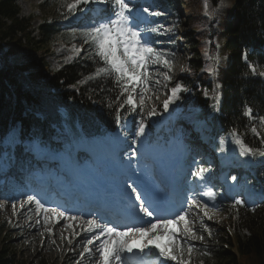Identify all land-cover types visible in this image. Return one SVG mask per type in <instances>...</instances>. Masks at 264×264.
<instances>
[{
    "label": "trees",
    "instance_id": "obj_1",
    "mask_svg": "<svg viewBox=\"0 0 264 264\" xmlns=\"http://www.w3.org/2000/svg\"><path fill=\"white\" fill-rule=\"evenodd\" d=\"M229 1L238 11L237 23L231 29L229 23L235 17L231 13L220 24L228 61L215 76L208 71L215 64V49L203 43L207 39L206 26L214 0H208L207 8L205 0L204 3L185 0L186 24L190 31L182 42L190 57L180 83L189 91L180 93L181 106L184 110L200 108L199 119L211 117L224 133L236 132L245 143L264 151V143H261L264 127H260L259 122H250L245 115V108L251 107L255 119L264 117V80L253 74L250 68L256 67L257 73L264 71V0ZM153 3L163 7L177 22L179 17L169 0H153ZM150 24L157 25L156 21ZM38 31L40 39L36 40L30 21L19 17L17 0H0V152L2 141L17 124L22 126L24 134L50 140L53 128L62 130L64 122L60 111L67 116L66 126L74 131V123L78 121L87 135H105L115 124L116 104L113 101L119 89L108 78L88 79L100 66L98 60H76L58 70L45 71L48 67L46 46L62 38L64 32L56 22H45ZM153 39L162 40L157 35ZM156 45L162 46L163 43ZM13 57H20L21 63H12ZM243 58L247 64L243 63ZM217 95L219 104L214 98ZM121 113L124 117L137 115V112L129 113L126 109H121ZM254 126L260 136L251 131ZM257 157L262 156L253 158ZM262 174L263 179L256 181L258 193H264V172ZM8 185L12 183L8 182ZM227 204L233 217L235 239L228 236L221 239L220 243L227 250L210 247V244H194L195 252L213 262L205 264H264V203L238 209H233L232 203ZM1 230L0 227V264H22L16 258L9 236H2ZM231 248H235L237 256L229 253ZM205 252L209 254L204 255Z\"/></svg>",
    "mask_w": 264,
    "mask_h": 264
},
{
    "label": "snow or ice",
    "instance_id": "obj_2",
    "mask_svg": "<svg viewBox=\"0 0 264 264\" xmlns=\"http://www.w3.org/2000/svg\"><path fill=\"white\" fill-rule=\"evenodd\" d=\"M89 3L105 5L109 11L103 18L83 30L84 43L88 44L92 50L91 57L100 63L88 79L108 78L119 89V94L113 103L116 104L115 122L117 126L123 127L122 120L125 117L121 109H126L129 113L136 112L138 109L144 112L148 101L152 100L155 92L158 91L151 85L161 83L157 77L162 76L164 81L172 80L170 73L173 61L166 50L154 46L162 41L152 38L153 35L165 34L161 31L163 26H148L146 17L140 16L141 11L151 17H160L165 13L149 11L148 7L134 12L132 0H65L69 15H74L79 6ZM204 6L208 7V0H205ZM216 47L219 50V44ZM81 50L83 49L76 51ZM218 62L219 57L216 58V63ZM161 67L166 71L161 72L159 70ZM250 68L253 74L264 77V71L257 73L256 67L250 66ZM208 71L215 74L213 67H210ZM164 86L167 87L166 84ZM169 91L170 95L166 93V98L163 100L165 112L169 110V105L180 98L181 92L189 91V89L177 83ZM205 95H208L207 91ZM214 98L218 104L219 96ZM155 115H158L157 109L148 108L147 116ZM245 115L252 117L253 109L246 107ZM259 126L264 127V117H259ZM145 128V120L141 118L135 137L144 136ZM251 131L258 136L261 135L255 126ZM232 135L235 144L239 146L240 156L264 157V151L245 143L236 132ZM223 143L222 140L221 145ZM261 143H264V139ZM136 155L137 150L133 149L130 157ZM7 159L5 157V160ZM193 163L197 166L190 174L200 181H205V174L209 169L196 161ZM128 167H132L131 163ZM150 174L151 169L148 165L142 168L136 167L123 181V188L119 194L127 216L132 222L122 226L112 223L111 220L99 214L90 213L88 215L91 218L86 219L83 215H69L67 210L62 211L58 207H46L35 195L27 196V200L21 202L20 207L23 208L25 203H34L35 214L39 216L43 213L45 231L49 234L53 233V228L49 225L58 224L61 220L74 222L64 225L65 230L71 229L73 235H79L76 232L77 228L85 234H90L89 238L81 241L83 251L79 254L82 259L87 258L89 264H146L145 258L153 256L155 259L151 261V264H191V254L196 251L192 241H203L205 239L203 233H207L209 237L212 235V229L206 223L213 220V216L209 214L210 205L197 197L206 196L213 202L212 207H215L217 193L207 188L205 184L202 186L205 190L193 191L192 195L186 197L184 203L170 208L154 183L148 181ZM231 179L235 181L237 177L232 176ZM244 203L243 200L236 199L232 208L238 209ZM15 208L16 205L13 204V209ZM193 209L198 211L193 213ZM36 224H40L39 219L36 220ZM197 224L199 228L196 227ZM60 239H65L63 233ZM67 242L71 245L72 239L68 238ZM208 254L204 253V255Z\"/></svg>",
    "mask_w": 264,
    "mask_h": 264
},
{
    "label": "rangeland",
    "instance_id": "obj_3",
    "mask_svg": "<svg viewBox=\"0 0 264 264\" xmlns=\"http://www.w3.org/2000/svg\"><path fill=\"white\" fill-rule=\"evenodd\" d=\"M199 1L204 3V0ZM132 2H146L145 5H149L151 7L153 5L152 0H132ZM94 4L95 3H89L88 5L79 6L80 9H82L81 15L84 16L87 12V9L83 10L84 7L94 6ZM214 4L215 5L213 7L212 14L208 19L209 23L206 26L207 39L203 43H206L209 46H213L216 53L215 58L219 57V62L216 63L215 59V64L213 67L215 68L214 75L217 76L219 73L218 70L225 67L228 61V56L224 53L223 50L224 34L221 32L220 24L225 17L229 16L231 13L235 14L233 21L229 23V26L231 27V29H233L237 23L238 11L233 7L232 2H230L229 0H214ZM17 5L19 7V17L28 19L30 21L31 27L35 30L33 36L36 40L40 39L38 28L45 22H56V24L64 32L62 38H57L55 41L50 42L46 46L45 50L47 51V54L45 56V62L48 64V67L45 68V71H55L65 65L74 63L76 60H90L92 58L90 55V46L84 43L83 30L87 27L84 25L82 26H84L85 28L72 26L71 23H73L74 21H72V19L66 18V15H68L69 13L67 7L65 6V0H17ZM172 5V8L176 10V13L179 17V19H177V24H174V26L172 27L171 22H168L169 20L167 22L162 21V19L168 16V14L164 10H162L165 15L156 17V26H163L161 31H164L165 34L157 35V37L159 39H162L164 44L162 46L154 45L155 47L164 49L167 53H169V58L173 61L172 71L170 73L172 76V80L164 81L163 77L160 76L157 78L160 79L161 83L159 85H151L154 89H158V91L155 92V96L153 97V99L148 101V106L145 108L144 112H140L138 109L140 117L139 121L141 118H143L145 120L146 128L145 134L142 137H135V132H133L131 141L134 143V149H138L140 147V144L144 142L148 144V142L150 141L149 136H151L150 132L153 127L158 129L161 126V129H163L166 125L175 126V120L178 119V117L183 120L181 121V123H193L197 121L200 122L198 117L201 111L199 109L193 110L194 108L192 110H184L181 106L180 98L173 104L169 105V110L167 112L163 110V100L166 98V93L170 95L169 89L175 86V84L180 83V79L182 77L184 69L186 68L187 59L190 57V53L187 49H185V45L182 42L181 38V42H179L180 44H177L175 41H173L171 45H168L167 43V41L173 36H182L183 38L189 33V27L186 24L188 15L187 9H185V0H172ZM159 8L161 9V7ZM182 9L185 10V13ZM205 16L208 17V15ZM142 17H146V15H143ZM75 19L78 20L77 17H75ZM146 19L148 22H151L152 20L151 18ZM154 36L155 35H153L152 38H154ZM217 44H219V50H217ZM77 49L83 50L76 51ZM243 61H246V59L243 58ZM11 62L15 64L21 63L20 57H13L11 59ZM159 70L161 72L166 71L162 67ZM210 79H214V77H211ZM165 84L167 85V87L164 86ZM155 97L159 98L156 99ZM205 98H207V96ZM151 107H155L157 109L158 115L152 117L147 116L148 108ZM60 116L62 121L65 123V120L67 119L65 112L60 111ZM249 119L253 122H259V119H255L253 116L249 117ZM139 121L137 123H139ZM198 125L203 126L204 122H200L198 123ZM126 126L127 124L124 127ZM77 128L80 129V126L78 125ZM20 131L21 127H18V125H16L15 128H13L9 133L5 143L2 145L3 154L1 158L7 157V154L9 152L13 153V149L15 148V144L17 142H20L21 144L18 149H21L22 146H25V140L24 138H22V133ZM187 131L188 128L183 131V134H186ZM209 131L210 128L208 129V132ZM219 131H221V129ZM27 136H29V134ZM73 137V134H71V138ZM111 138L112 137H108V140H111ZM58 139L60 138L56 136H53L52 138L53 141H58ZM103 139L106 138L100 135L96 139V141H88L85 140L83 135H81V137L74 139V145L73 143H71L69 145V148H78V146H83L82 149L85 150L86 153H94L95 150L91 148L94 145H100L104 148H107V142H103ZM222 140L224 141V143L221 147L223 148V150H220V156L234 159V161L238 165H240V167L244 166L248 157H242L239 155V146L235 144L232 133L227 134L221 132L217 138V141L221 144ZM129 142L130 138L129 140H127V144ZM84 144L87 145L89 149L86 148ZM146 144L145 146H147ZM45 147H47L46 144ZM185 147H189V145L184 144L180 148V154L185 152ZM97 149L100 150L99 148ZM145 150L148 151L149 148L145 147ZM170 154L171 153H168L167 156H169ZM161 157L162 160H166V157ZM84 161H86V159ZM113 167L115 171H118V173L116 172L117 174H119V172L124 174L125 171L129 168L128 166V168L125 166L126 170H122L119 166L114 165ZM11 170L14 171L13 168ZM89 172L92 173V170H90ZM100 173L102 174H99L97 176H105L107 173V169H101ZM8 190L11 194H15V197H5L3 199H0V227L2 228V236H9V240H11L12 248L15 251L17 260H19L22 264H78V262L79 264H89L88 259H82L79 254L81 251H83L81 241L89 238L90 234H85L81 232L79 228H77L76 232H78L79 235H73L72 230H65L64 225L74 222L64 220H61L58 224L53 223L49 225L53 228V233L49 234L45 231L43 213H41L39 216L35 214V204L25 203L24 207L21 208V202L26 201L27 197H23L22 194L19 195L17 193H13L14 190L12 186H9ZM17 195H19V197ZM236 196L242 199H245L247 197L245 192H237ZM260 198L261 197H259L258 199ZM207 202L210 205L209 214L213 216V220L206 221V223H208L209 227L212 229V235L211 237H209L207 233H203V235L205 236V239L203 241L194 240L192 241V243L210 244V247L219 246L227 250L223 243H220V241L221 239H225L226 236H228L232 240L235 239V234L232 233V231H234V228L231 210L229 206L221 202L220 199L215 200V207H212V201L208 200ZM13 204L16 205L15 209H13ZM45 206L58 207L57 205H55V203H51V206ZM196 211L198 210L193 209V213H195ZM37 219L40 220V224H36ZM196 227L199 228V224H197ZM61 233H63V235L65 236L64 240L60 239ZM242 233L244 235H248V232L246 230H242ZM68 238L72 239L71 245H69L67 242ZM232 249L235 248L228 249L229 253L234 252L232 251ZM206 262L213 263L211 260H207L206 258L200 256L195 251L191 254V264H205Z\"/></svg>",
    "mask_w": 264,
    "mask_h": 264
},
{
    "label": "bare ground",
    "instance_id": "obj_4",
    "mask_svg": "<svg viewBox=\"0 0 264 264\" xmlns=\"http://www.w3.org/2000/svg\"><path fill=\"white\" fill-rule=\"evenodd\" d=\"M200 138H203V136L200 137ZM180 155H183V154H180ZM44 171H45V173L46 172L49 173V170H47V169H45ZM116 172L118 173V171L117 170L115 171L114 170V167L112 166V167H110V168L107 169V173H106L105 176H103V177H99V176L96 177L95 176V178H98L99 177L100 184H101L102 187H104V186L108 185L109 183H112L113 184L112 179H114L115 174L117 175V178L119 177V179H121V181H122L123 178H125V176H124L123 173H120L119 172V174H117ZM99 174H102V173H99ZM244 176L247 178V175H244ZM51 184H55V183L54 182H51ZM225 184H223V187H219V189L223 188V190H226V192H228V194H230L232 196H236L237 191H231V189L229 191L230 184L228 182H226ZM118 185H120L121 188H123V184L120 183V181H118V184L117 185L109 186L107 189H103L102 188L103 190L99 191L98 193H95L96 195H94V196L93 195H90V194H87V192H85L86 193L85 196L88 197V198H90V199H92V200H94L95 202H100V198L99 197H101L103 193H105V194L107 193V194H109L112 197V200L114 201L120 195L119 194L120 192L118 190L119 189V186Z\"/></svg>",
    "mask_w": 264,
    "mask_h": 264
}]
</instances>
